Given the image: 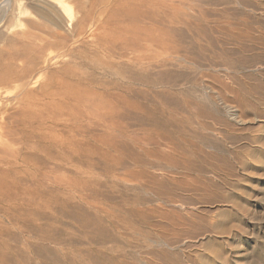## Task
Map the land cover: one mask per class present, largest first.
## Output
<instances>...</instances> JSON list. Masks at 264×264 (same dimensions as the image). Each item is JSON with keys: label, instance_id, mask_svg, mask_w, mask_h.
Here are the masks:
<instances>
[{"label": "rangeland", "instance_id": "obj_1", "mask_svg": "<svg viewBox=\"0 0 264 264\" xmlns=\"http://www.w3.org/2000/svg\"><path fill=\"white\" fill-rule=\"evenodd\" d=\"M22 1L0 24L1 49L30 29ZM50 1L76 15L73 0ZM126 1L140 0L108 2ZM221 1L170 0V25L186 39L180 46L171 35L169 87L159 78L153 89L139 86L132 101L142 108L120 110L117 122L102 101L103 115L88 112L86 127L67 137L72 158L34 149L20 176L0 175V264H264V0ZM153 51L158 63L143 64L160 77L164 54ZM84 91L50 104L62 113L45 135L66 139L67 107L81 108Z\"/></svg>", "mask_w": 264, "mask_h": 264}, {"label": "bare ground", "instance_id": "obj_2", "mask_svg": "<svg viewBox=\"0 0 264 264\" xmlns=\"http://www.w3.org/2000/svg\"><path fill=\"white\" fill-rule=\"evenodd\" d=\"M73 1L77 9L76 15L67 17L62 12L59 3L57 4L50 0H29V7H31L32 10L31 17L33 18L29 21V31L26 33L28 29L25 30L26 34H22V38H19L20 41H17L18 36L17 38L14 37L16 40H7V47L5 49L0 48V86H6L5 88L7 90L8 87L16 89L14 96H5L1 94L3 90L0 92V175L2 177H4V175L8 177L10 175L14 176L23 173L21 170L27 167V161L31 156L30 151L33 153L37 149L41 150L42 153L43 151L46 152V154L51 157L49 159H52V157L57 158L62 153L72 158L73 155H75V150L72 147L74 143L67 137L71 134V131L73 135L77 132L79 134L80 131H78V129L83 130L81 127H84V124L86 127V123L90 121V114L88 115V112L91 113L92 110L96 112L99 106L103 108L102 105H100L102 101L107 102V111L114 112L113 115L110 114V116H116L114 119L117 118V122L118 119H122L123 116L119 115L120 110H131L130 112H132L133 109L139 110L138 107H140L141 104L137 105L134 100L132 101V99H136L137 95L141 92L138 91V88H140L139 86L153 89L156 86L155 81H158L157 78H159L160 81L162 80L166 86L170 82L171 76L169 74L171 73L167 70V67L172 61L170 58L172 51L171 47L173 45H170L172 41L171 35L175 33L179 39L175 38L178 42H182L184 38L183 30H181L183 32L176 31V29L172 27V25L176 23L171 22L173 21L171 18H173L172 13L175 7L171 5L172 3L170 0H140L137 1L139 2L138 4H136L134 0L133 3H135V5H131V3L129 7L126 1V8H122L118 2L109 3V0ZM219 1L221 0H218V2ZM18 2L19 0H0V24L7 18L6 14L12 5H14L15 8L19 7ZM210 2L211 1H209V4ZM178 4H180V2ZM16 9L14 10L15 12ZM11 10L13 11V8ZM19 11L17 9V13ZM10 12L9 14H11ZM19 14L20 13H18V15ZM15 17L16 19L19 18L17 15ZM9 20H14V18ZM171 23L174 24L170 25ZM175 27L177 28V26ZM200 27L201 29L203 28L202 25ZM204 27V29H206V26ZM155 31L158 32V35H153ZM2 32L4 31H0V41L4 38ZM199 32L205 33L203 29L201 31L199 30ZM207 34L208 32L206 35ZM19 35V37H21V34ZM180 42L179 45L181 46ZM3 47L5 46L3 45ZM154 47H160L162 54L165 55H162L161 58V67H163L164 71L160 74V77H155L154 74H151L153 72H151V69L155 67V64L152 65V61L157 57L155 51L153 52L156 56L153 55L152 52V50L155 49ZM174 50L177 49L174 48ZM178 51L179 50H177V52ZM159 57L160 56H158V58ZM58 59H60V61L61 59H66V62L62 63L65 60L59 62ZM143 61H151L152 64L145 65ZM156 61L153 62L155 63ZM149 62L147 63L149 64ZM58 63H61L62 66L60 65L58 69H54ZM159 65H156V67H159ZM150 66L154 67L150 69ZM171 70L172 69H170V71ZM178 77L180 78V76H177V78ZM65 79L71 82L68 86H66L68 82L64 84ZM171 79L177 81L174 80V78ZM67 87L69 89H67ZM84 89L87 90L88 95H86ZM82 91H84V94L82 93L83 96L80 101L81 108L78 106L76 107L79 109L74 106V108H72V106L70 108L67 107L69 111H66L67 117H65V122L70 126H65V128H68L66 139L64 135H62L64 137H60L59 140L55 139L61 134L56 137L45 135L44 130L51 132L58 127L57 121L62 113H58L60 111L57 112L51 109L53 106L50 108V104L55 103L56 99L59 97H71L76 94L75 92H77L78 95V92ZM3 93H5V91ZM139 97L141 96H138V98ZM143 97L145 98V96ZM166 97H163V99H166ZM73 100L68 99L70 102ZM62 109L66 110L64 107ZM104 109L106 110L105 107ZM99 110L101 113V109ZM101 114L103 115V112ZM105 115L103 116L104 119L100 118L102 122L105 120ZM107 123L108 122H106V124ZM103 125L104 124H102V126ZM75 130H77V132ZM55 133L56 132H54V134ZM49 159H47L48 161L42 159L41 162L47 164V162L53 161V159L51 161H49ZM48 164L55 163L52 162ZM57 169L53 165V167H50V172L54 173ZM25 173L27 172L25 171ZM41 178L50 182L56 180L52 175H45L44 173L41 174L40 180ZM32 179L29 181H32ZM33 182H35V180ZM26 184H29L28 181ZM14 186L15 185H13L12 188H14ZM16 188L17 187H15V189ZM23 193L24 195L22 193L20 194L24 196H22L23 198L20 196L23 204L18 206V208H23L24 202H27L25 199V192L23 191ZM20 197L18 198L19 200ZM15 199L17 198L15 197ZM26 204L28 203H25V206ZM7 216L12 217L11 214Z\"/></svg>", "mask_w": 264, "mask_h": 264}]
</instances>
